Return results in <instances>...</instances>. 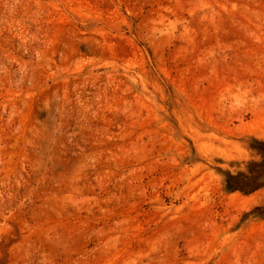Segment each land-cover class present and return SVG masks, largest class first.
I'll return each instance as SVG.
<instances>
[{"label": "rangeland", "instance_id": "1", "mask_svg": "<svg viewBox=\"0 0 264 264\" xmlns=\"http://www.w3.org/2000/svg\"><path fill=\"white\" fill-rule=\"evenodd\" d=\"M253 140L264 0H0V264H264Z\"/></svg>", "mask_w": 264, "mask_h": 264}, {"label": "trees", "instance_id": "2", "mask_svg": "<svg viewBox=\"0 0 264 264\" xmlns=\"http://www.w3.org/2000/svg\"><path fill=\"white\" fill-rule=\"evenodd\" d=\"M251 149L261 157V161L250 162L245 173L236 175L226 173L224 180L226 191L249 194L264 186V181L257 173L260 167H264V141L253 140Z\"/></svg>", "mask_w": 264, "mask_h": 264}]
</instances>
